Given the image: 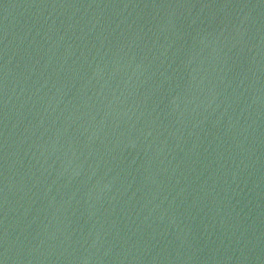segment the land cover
<instances>
[{
    "label": "water",
    "instance_id": "1",
    "mask_svg": "<svg viewBox=\"0 0 264 264\" xmlns=\"http://www.w3.org/2000/svg\"><path fill=\"white\" fill-rule=\"evenodd\" d=\"M0 264H264V0H0Z\"/></svg>",
    "mask_w": 264,
    "mask_h": 264
}]
</instances>
